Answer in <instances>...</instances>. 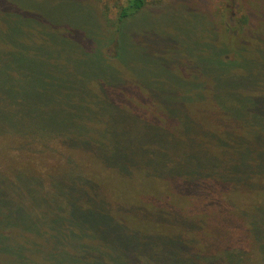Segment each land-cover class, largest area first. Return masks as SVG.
Wrapping results in <instances>:
<instances>
[{
	"label": "rangeland",
	"instance_id": "obj_1",
	"mask_svg": "<svg viewBox=\"0 0 264 264\" xmlns=\"http://www.w3.org/2000/svg\"><path fill=\"white\" fill-rule=\"evenodd\" d=\"M125 4L0 0V264H264V0Z\"/></svg>",
	"mask_w": 264,
	"mask_h": 264
},
{
	"label": "trees",
	"instance_id": "obj_2",
	"mask_svg": "<svg viewBox=\"0 0 264 264\" xmlns=\"http://www.w3.org/2000/svg\"><path fill=\"white\" fill-rule=\"evenodd\" d=\"M145 6H146V0H126L125 6H123L119 9V14H118V18H117L119 24L123 23L125 19L138 14L141 10L144 9ZM232 36L234 37L233 34H232ZM229 39H230V46H231L233 44L232 42L234 40L231 37H229ZM0 91H1L0 92L1 93V95H0V97H1L0 98V114L2 113L0 116V119L2 121V125H0V139L5 140V139H8V138L10 139L11 137L16 136L15 130L13 128H11V126H7L5 124V121H9L10 117H11V115L8 113V112H10L9 111L10 109L6 108V105L8 107L7 102L12 101L14 98H13V93L11 92L9 87L3 83L0 86ZM21 101H20V103H17V105L23 104V99ZM7 119H9V120H7ZM0 142H1V140H0ZM54 262H56V264H58L57 261H54Z\"/></svg>",
	"mask_w": 264,
	"mask_h": 264
}]
</instances>
